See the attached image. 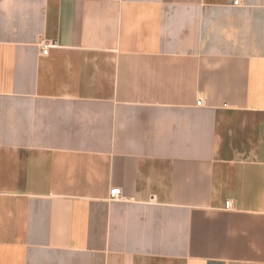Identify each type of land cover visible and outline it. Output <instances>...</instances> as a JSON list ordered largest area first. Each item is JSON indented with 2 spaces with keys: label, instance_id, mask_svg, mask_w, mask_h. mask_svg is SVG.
<instances>
[{
  "label": "crops",
  "instance_id": "crops-1",
  "mask_svg": "<svg viewBox=\"0 0 264 264\" xmlns=\"http://www.w3.org/2000/svg\"><path fill=\"white\" fill-rule=\"evenodd\" d=\"M233 2L0 0V264H264V0Z\"/></svg>",
  "mask_w": 264,
  "mask_h": 264
},
{
  "label": "built area",
  "instance_id": "built-area-1",
  "mask_svg": "<svg viewBox=\"0 0 264 264\" xmlns=\"http://www.w3.org/2000/svg\"><path fill=\"white\" fill-rule=\"evenodd\" d=\"M234 4H237L238 3V0H234V2H233ZM41 44V46H40V49L42 50V53L43 54H47V52H48V47L50 46V45H52V44H49V43H47V44H45V43H43V42H41L40 43ZM203 103H204V100H202L201 98H199V99H197V101H196V105H203ZM108 194H109V198L110 199H115V198H119V197H121V194H120V189L119 188H117V187H115V188H111L110 190H109V192H108ZM225 208H230L231 206H232V201H226L225 202Z\"/></svg>",
  "mask_w": 264,
  "mask_h": 264
}]
</instances>
